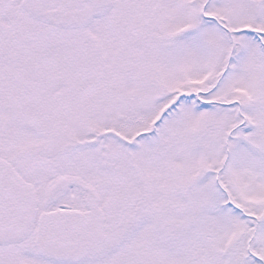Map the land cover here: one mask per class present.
<instances>
[{
  "label": "snow or ice",
  "instance_id": "1",
  "mask_svg": "<svg viewBox=\"0 0 264 264\" xmlns=\"http://www.w3.org/2000/svg\"><path fill=\"white\" fill-rule=\"evenodd\" d=\"M0 264H264V0H0Z\"/></svg>",
  "mask_w": 264,
  "mask_h": 264
}]
</instances>
